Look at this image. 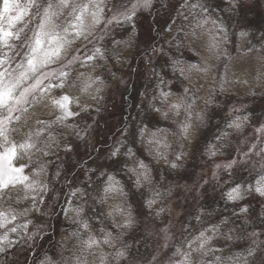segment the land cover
Here are the masks:
<instances>
[{
  "label": "trees",
  "instance_id": "16d2710c",
  "mask_svg": "<svg viewBox=\"0 0 264 264\" xmlns=\"http://www.w3.org/2000/svg\"><path fill=\"white\" fill-rule=\"evenodd\" d=\"M111 1L113 3L109 2V5H114L116 0ZM188 1H155L150 13L153 48L147 51V54L152 55L156 48H161L154 71L148 77L135 73L136 77L129 87L128 98L124 100L122 107H119L121 124L117 131L114 133L112 131L110 134L108 131L109 135H106L105 141L99 140L102 139L100 134L96 145L85 149L80 155L78 153V157L72 156L70 160L78 163L74 172L68 174V177L70 179L78 177L75 189L79 193L91 196L92 191H98L101 195L110 182L124 193L127 210L132 217L130 227L122 229L115 224L112 214L109 215L111 211L107 203H103L102 208L94 211L93 215H86L90 226L88 229L90 228L92 233L100 238L110 235L115 240L114 247L107 252L109 264H131L133 259L143 257L144 253L148 252L151 245L146 241V234L143 237L142 217L150 220L157 227L166 226L170 204L177 197L178 186L184 183L193 186L205 184L201 187V194L196 198L197 200L185 205L178 222L177 240L170 248L174 259L180 257V254L176 253L177 249L181 253L183 244L185 251L191 252V256L195 255L197 264L200 260H203L204 264H214V262L237 264L245 257L249 260V264H260V257L264 252L262 251L264 250L262 243L264 242V207H261L264 204V197L248 191L256 185L261 176H264V168L251 171L247 167L239 166L229 169L222 177L225 181L222 186L217 181H206L199 177V172L210 169L218 161H231L242 156L244 140L252 131L264 125V13L249 4L247 0H240L237 16L227 21L228 28L226 32H222L216 27L219 15L226 18L233 16L227 7V0H217L216 7L207 5L209 8L194 9V12H188ZM196 19L208 20L205 28L210 31L206 35H215L217 41L227 32L229 37L227 36V41L223 44V55L218 61L214 60L218 63H214L213 72L207 78L209 85L204 87L202 93L207 98V103L200 111L202 122L197 133L191 135L192 142L189 143L185 139L182 150L177 152L175 141L181 133L178 125L188 118L187 112L181 110L180 116L175 118L172 132L166 134L163 127L168 122L167 119L162 116L159 107L151 109L149 103L153 96L157 98V88L165 86L162 78L165 75L175 77L174 87L178 88V91L188 89L196 92L197 87L191 78L194 75L188 77V74L187 76L182 74L186 64L203 67L205 62L210 60L209 53L205 52L197 41L187 37ZM212 21L216 23L213 24ZM22 26L17 22L13 28L18 30ZM241 32L248 35L241 37L239 35ZM133 34L132 28L129 29L125 24L120 23L110 38L114 42L133 40ZM23 35L24 33H21V39ZM20 40L18 42L13 40V43H21ZM128 46L130 48L131 43ZM245 56L256 61L258 79L251 83L250 89H238L231 83L229 72L233 63ZM141 57L142 54L137 58L138 64ZM138 64L134 72L138 70ZM233 105L241 109L232 112L230 107ZM191 111H194V108ZM94 113L95 110H92L88 116L90 115L92 119ZM151 125L153 130L163 129L162 137L168 139L167 151L165 152L164 146L160 151L163 158H159L150 143L145 145V137L140 138L138 145L134 144L135 133L141 131V134L145 135ZM103 141L104 149L99 148ZM258 147L264 148V136L259 141ZM106 149V155H110V160L105 171L101 173L98 172V167H94V163ZM114 152L115 157H113ZM210 152H215L216 155L212 156ZM262 153L264 155V152ZM177 154L180 156L179 160L176 159ZM141 163L145 167L141 168ZM172 163L177 166L171 167ZM137 180H139V188L136 187ZM237 186L241 187L243 199L235 203L229 202L227 192ZM66 187L64 192H67L69 197L72 190L71 181L66 183ZM74 199L76 200V197ZM245 205L248 206L249 211L241 215L239 210ZM58 213L60 214L59 211ZM80 218L81 215L72 227L73 231H81L83 220ZM245 220L248 221L247 224ZM217 228L219 235L207 245L212 249L208 255L203 256L189 247L191 241L201 232L213 236ZM208 229L212 231L209 232ZM59 231L60 227L53 231L54 245L47 243L43 250L30 255L32 259L30 264H57L56 260L61 252L60 245L57 246ZM253 231L260 234L258 240L249 235ZM226 236H231L232 239L228 240ZM50 240L51 238L48 241ZM251 248H256V255L248 257L247 253ZM117 253L123 255L118 256ZM216 257H220V260L216 261Z\"/></svg>",
  "mask_w": 264,
  "mask_h": 264
},
{
  "label": "rangeland",
  "instance_id": "374dc122",
  "mask_svg": "<svg viewBox=\"0 0 264 264\" xmlns=\"http://www.w3.org/2000/svg\"><path fill=\"white\" fill-rule=\"evenodd\" d=\"M155 1L156 0H116L114 5H109V2H111V4L113 2L107 0V4L103 7L102 13L105 23L91 28L94 35L88 37V39L93 40L94 43H88L87 40L81 38V40L77 41L72 46L70 54H78L82 59L72 66V76L64 83V87L54 88L52 95L60 96L69 94V87L72 86L76 95L80 96L79 89L91 85L88 87V93L80 96L78 101L81 106L87 107V112H81L79 116L65 119L63 123L52 124L51 121L54 117L46 114L48 109L45 107V104L47 102L39 103L37 101L24 105L23 107L27 108L26 112L17 111L13 114L14 116H19L20 120L16 121L14 119L9 124L10 132H12V128L17 125H24L22 131L25 132L33 130V124H35L34 130H40L44 128L45 125H50L40 137L42 141L40 146L50 144L51 147L46 149L50 153L48 156H44L40 153L33 157V159L37 160L39 163L28 166L27 159L19 158L20 155H23L22 153L19 155L17 154L16 158L13 160V165L16 167H20L22 164L25 165L24 174L26 175L30 174L33 169H38L42 164L43 172L41 173V185L43 188V185L46 184L47 191H33L31 193V198L25 201V203L14 205V207L20 211L32 207L31 213L23 220L25 223L28 221H31V223L24 231H21L19 235L12 234V244L10 246H0L3 248V250H0V264H30L32 260L30 257L31 254L43 250L47 243H49V245H54L52 242V240H55L53 231L59 227L60 231L57 246L60 245L59 248H61V252L56 260L57 264H109L107 252L114 247L115 240L113 236L110 235H105L100 238L92 233L90 228L88 229L90 226L87 223L86 215H93L94 211L98 208H102L103 203H107L115 224L119 226V228H127L123 225L126 222L131 223L132 217L130 213H128L124 193L111 182L102 192V197H100L101 195L98 191H92L91 196L88 194L85 195L82 192L79 193L75 189L78 177L71 179L68 177V174L74 172L78 163L71 162L70 160L72 156L78 157V153L80 155L85 149L96 145L97 138L100 134L102 139L99 140H104L106 135H109L112 131L113 133L117 131L121 124L119 119V107H122L124 100L126 101L128 98L129 87L136 77L135 73L137 75H142V77H148L154 71V67L159 60L158 54L161 48H156L155 53L152 55L147 54V51L149 52V50L153 48L150 13L154 7ZM239 1L240 0H235V6H233L231 0L226 1L228 4L227 7L233 16L226 18L225 16L219 15L220 17L217 24L223 25L224 30H227L228 22L231 18L237 16L236 13L238 11ZM247 1L264 13V0ZM3 2L4 0H0V11L3 9ZM15 2L25 3L26 0H15ZM45 2L41 3V9L48 5V3ZM49 3L55 4L56 0L52 2L49 1ZM207 5H210L209 7H216L217 0H189L187 4L189 7L188 12H194V9H207L209 8ZM36 11V7L30 9V16L27 19L30 20L31 13ZM53 11L59 10L53 8ZM9 15L14 16L16 13L10 12ZM129 16L130 18H127ZM113 17H115L113 23L107 25L106 22ZM53 19L58 24H67L71 22L72 18L69 17L65 11L62 15L53 17ZM198 21L200 20L196 19L192 24L191 31L188 33L187 37L197 41L202 49L207 52L205 49L208 42L207 37L209 36L204 34L202 29L196 27ZM39 22H42L41 17L37 18V23ZM120 23L125 24L129 29H133V40L126 39L118 42L111 40L110 37L114 29ZM0 24L3 25L4 29L13 33L17 31L14 30L13 27H10L6 19L0 20ZM29 27L31 28L32 25ZM205 27H207V24L204 25V28ZM59 30L58 28L57 31ZM226 34L229 37V32ZM20 39L10 38L7 44L0 42V61H8V64L0 67V71H4L5 68L8 69L7 72H4L5 82H8L17 75L15 71L17 65L21 64L26 59L28 48L25 43V34L23 38ZM13 40H15V42L20 40L21 43L14 44ZM130 43L131 46L129 48L128 45ZM85 45L87 46L85 47ZM14 46L19 47L14 48ZM96 47L100 49L102 58H95ZM140 54H142V57L138 64L137 58ZM88 57L94 58L88 59ZM207 62L213 65L214 63H218L215 62L214 59L208 60ZM137 64L138 70L134 72ZM258 66L260 67V65ZM56 67H58L56 64L50 66L51 69H55ZM184 68L182 74L186 76L188 74V77L194 75L191 78L192 82L197 87L196 92L187 89L192 99L196 101L193 106L194 111H192L193 129L191 130V135H194L197 133L196 131L202 122V120L196 121L194 119V114L195 112L203 110L207 103V98L205 95H202V93L204 87L209 85V82L207 83L208 77L196 71L192 66L186 64ZM44 70L47 71L49 69ZM257 74L258 69L256 61L248 56L235 61L229 72L232 78L231 83L238 89H250L251 83L256 82V79H258ZM261 75H263V73H261ZM76 77H79V79H76ZM162 78L165 86L163 88H157V98L153 96L152 99H150L149 106L151 109H157L159 107L161 114L162 112L167 113V116L164 117L168 122L164 125L163 129L165 133L168 134L173 130V123L176 117L168 112V105L162 102L163 97L161 94L166 93L169 98V103H171L179 100L181 97H185V89L178 91L179 89L174 87L175 77L173 76L169 77L165 75ZM27 83L31 84L32 80H29ZM47 83L48 81H45V84ZM52 83L55 85L61 83V80L54 79ZM24 86H27V84ZM97 87L101 89L99 92L95 91ZM32 99V97H29V101H32ZM17 107L21 108V106ZM196 108L199 110L196 111ZM240 109L241 107L235 105L230 107V111L232 110V112L239 111ZM70 110L77 112L79 111V107L70 105ZM92 110H95V115L91 119L88 114ZM0 111H5L6 114V110ZM37 121L42 123H37ZM151 128H153V125L150 126L145 135L141 134V131L136 132L134 135V144L138 145L140 138L145 137V145L150 143V145L153 146L154 152H156L157 147H159L161 151L168 139L164 136L162 137L163 129L157 131L155 128L154 130ZM108 131L109 134H107ZM81 136H83V139H80ZM263 136L264 132L258 133L257 130L252 131L242 143V156L231 161H218L214 163L213 167L210 169L199 172V177H202V179L206 181H217L218 184L222 186L225 184L222 177L229 169L239 166L247 167V169L251 171L264 168L260 166L261 163H264V155L260 151V147H258L259 141ZM11 141L15 144L21 141V137L17 133L12 132ZM104 141L99 148L104 149ZM157 142H159V144ZM184 142L185 139L180 133L175 141L177 152L182 150ZM253 145H255L254 149L252 147ZM3 151L4 147L0 148V154H2ZM256 152H260V156H256ZM245 153H249V155L245 156ZM106 154L107 149L103 150L102 156H98V160L94 163V167L96 166L99 168L98 172L102 173L106 169L107 162L110 160V155ZM234 161L235 164L233 167L228 168V165L233 164ZM241 161L246 162L242 163ZM69 181L72 183V190L68 197L67 192L64 191L67 188L66 183ZM204 184L205 183L200 186H193L184 183L178 186L177 197L170 204L169 219L166 226L157 227L151 223L150 220L142 217L143 237L146 234V241H149L151 246L148 248V252L144 253L143 257L133 259L131 264H179V261L183 258V254L188 251H185V244H183L178 259H174L171 255L170 248L177 240L178 222L184 212L185 205L197 200L196 198L201 194V187ZM110 186L116 188L117 191H106ZM41 197H43L42 200ZM75 197L76 200L74 199ZM116 206H119L121 209L120 215H117L114 211ZM80 215V219L83 220L80 227L81 231H73L72 227L75 225ZM84 224L87 225V229L82 226ZM9 227H12V225ZM73 233L77 235H73ZM29 236L31 238H29ZM91 237H95L97 243L88 246V244L86 245L84 242L89 243ZM50 238L51 240L48 241ZM105 240H108V243H105ZM190 259L191 264H197L195 255L191 256Z\"/></svg>",
  "mask_w": 264,
  "mask_h": 264
},
{
  "label": "clouds",
  "instance_id": "9594fccd",
  "mask_svg": "<svg viewBox=\"0 0 264 264\" xmlns=\"http://www.w3.org/2000/svg\"><path fill=\"white\" fill-rule=\"evenodd\" d=\"M43 0H26L25 3H18L14 0L13 7L10 8L11 13H16V15L11 16V19L14 21L12 27L16 26V23H20L23 26L20 27L16 32L20 39L21 33L25 34V43L27 45L28 51L26 55V59L21 64H18L15 71L17 75L10 79L6 83L15 82L18 84V94L22 99L21 107L26 104H30L33 102L44 103L45 107L48 109L47 115L53 116L54 119L51 121L52 124H60L64 122V116L62 110L57 106V101L61 99L63 96H68L71 99V105L79 107V111L73 112L74 116H79L81 112H87V107L81 106L78 101L80 96L88 93V87H84L79 89L80 96H77L73 91L72 86L69 87L68 93L60 96L52 95L54 88H63L59 85L61 83H66L72 76V66L80 61L82 58L78 55L70 54L72 51V46L81 38L87 40L88 43H94L93 40H89V36H93V32L91 28L99 26L101 23H105L103 20V7L106 6L107 0H56V3H48L46 7L41 9V3ZM233 6H235V0H231ZM36 7L37 11L31 13V19H26L30 16V9ZM53 8H57L59 11H53ZM67 12V15L71 17V22L67 24H58L53 17H58L62 15L64 12ZM42 13V16H41ZM41 17V21L37 23V18ZM8 20V19H6ZM115 17L109 19L106 23L107 25H111ZM9 22V20H8ZM208 23V20H203L198 22L196 27L202 29V31L207 34L210 30L204 28V25ZM215 24V21H212ZM32 25L30 28L29 26ZM222 32L225 31L223 25H216ZM60 29L57 31V29ZM27 30V31H26ZM87 31V34H86ZM194 34V33H193ZM243 34V35H242ZM241 37L248 35L247 33L241 32L239 33ZM39 41V43H38ZM227 41V35L222 36L219 41H217V37L215 35H209L208 42L206 45V51L209 53V59L218 61L220 56L223 55L222 48L223 44ZM87 45H85L86 47ZM98 47L95 48V58H102L100 54H97ZM100 50V49H99ZM219 53V54H218ZM6 55V54H5ZM94 57H88V59H93ZM32 61V64L29 63ZM3 65L8 64L7 60H3ZM56 64L58 67L55 69H51L50 66ZM34 65V67H33ZM196 71L202 73L205 77H209L213 72V64L209 62H205L203 67H197L196 65L192 66ZM44 69H49L45 71ZM8 69L5 68L4 72H7ZM66 74V75H65ZM11 75V74H10ZM54 79L61 80V83L53 84L52 81ZM79 79V77H76ZM32 80L31 84L27 82ZM45 81H48L45 84ZM27 86H24L26 85ZM37 86H41V88H46L47 92H43ZM101 89L97 87L95 89L96 92H99ZM24 93H27V97L24 96ZM38 94V95H37ZM71 94V95H70ZM164 102L168 105V112L172 113L174 117H179L181 114V110L184 109L187 112L188 118L184 120L183 123L178 125L180 128L181 136L188 140L191 143V130L193 129V106L196 101L192 99L191 95L188 93V90L185 89V97H181L179 100L173 101L169 103V98L166 93L161 94ZM29 97H32V101L29 102ZM191 101V102H189ZM210 102V101H208ZM20 111V108L13 106V113ZM59 113V114H58ZM7 114V113H6ZM162 116H167V113L162 112ZM194 119L196 121H201L202 116L200 112H195ZM20 120V119H19ZM37 123H42L37 121ZM50 125H45L44 128L40 130H34L35 124H33V130L31 131H22L24 125H17L12 128V132L17 133L21 137V141L15 143L17 146V154L20 155V159H27L28 166L31 164L39 163L37 160L33 159L37 154L42 153L44 156H48L50 153L46 150L50 148V144H42L40 137L43 135V132ZM239 127V125H237ZM12 132L9 131V125L5 128L6 140L4 141L3 147L7 149L10 145L14 144L11 141ZM257 132H264V125L261 126L260 129H257ZM83 139V136L80 137ZM31 144L30 149H23L20 146L25 144ZM159 144V142H157ZM253 149L255 145L252 146ZM165 152L167 151V145H164ZM131 151V149H129ZM264 152V148L260 150ZM156 152L159 158H163L160 154V148L157 147ZM256 156H260V152L255 153ZM210 155L215 156V152H210ZM245 156L249 155V153H245ZM116 156V153H113V157ZM176 159L179 160L180 156L177 154ZM242 163L246 161H241ZM233 164L228 165V168L233 167ZM143 165L142 163L140 164ZM177 165L175 163L171 164V167L175 168ZM261 167H264V163H261ZM20 167L25 168V165H21ZM143 167H145L143 165ZM141 167V168H143ZM43 172V165L41 164L38 169H33L30 174H28V181L26 184H17L15 187L8 188L6 191L0 192V213L5 214L9 220L11 221L12 227H9L7 224L0 228V246L12 244V234L19 235L21 231H24L31 221L27 223L23 222L24 218L27 217L31 211L32 207L27 208L23 211L17 210L14 205H21L25 203V201L31 198V193L36 190L47 191V185L44 184L43 188L41 185V173ZM264 184V176H261L260 179L256 182V185L249 188L248 191L257 193L260 197H264V195L260 194L257 189ZM136 187L139 188V180L136 182ZM236 190H239L238 198H229V193H234ZM43 197H41V200ZM243 199L241 195V187L237 186L232 188L227 192V200L229 202L235 203ZM34 207V205H33ZM264 207V204L261 205ZM38 210V209H37ZM117 215L121 214V209L119 206H116L114 209ZM240 214L245 215L248 213V206L245 205L240 208ZM112 213L110 212L109 215ZM130 220V218H129ZM226 222V221H225ZM248 221L245 220V224ZM85 229H87V225H82ZM124 227H130V222H126ZM19 230V231H18ZM207 231L211 232L212 229H208ZM73 235H77L73 233ZM219 235V229L217 228L213 236H208L205 232H201L199 236H197L191 243L189 247H192L194 252L200 253L203 256L208 255L212 249L208 248L207 245L210 244L211 240ZM252 237H256L259 239V233L253 231L249 234ZM29 238H31L29 236ZM228 240H231V236L225 237ZM95 240V237H91L90 241ZM105 243H108V240H105ZM254 243L256 241H253ZM86 245L88 242H84ZM264 243V242H262ZM193 245L195 247H193ZM3 250V248H0ZM264 251V250H262ZM177 255L180 254V250L177 249ZM118 256H122L123 253H117ZM191 252H185L183 254V258L179 261V264H191ZM248 257H253L256 255V248L249 249L247 253ZM220 257H216V261H219ZM199 264H204L203 260L199 261ZM215 264V262H214ZM237 264H249V260L245 257L242 261H238ZM260 264H264V255L260 257Z\"/></svg>",
  "mask_w": 264,
  "mask_h": 264
},
{
  "label": "snow or ice",
  "instance_id": "6c2138e0",
  "mask_svg": "<svg viewBox=\"0 0 264 264\" xmlns=\"http://www.w3.org/2000/svg\"><path fill=\"white\" fill-rule=\"evenodd\" d=\"M14 0H4L3 9L0 11V20L8 19L9 25L12 27L14 21L11 19L10 8L13 7ZM127 18H130L127 17ZM243 35V34H242ZM19 39L15 33L6 30L3 28V25L0 24V42L7 44L9 39ZM39 43V41H38ZM97 54H100V50L97 49ZM3 61H0V67L3 66ZM32 64V61H29ZM34 67V65H33ZM66 75V74H65ZM60 87H64L63 83L59 85ZM41 91L47 92L46 88H41V86H37ZM18 84L15 82L6 83L4 77V71H0V148H3L4 141L6 140L5 128L15 119L19 121V116H14L13 114V106H21L22 99L20 95H17ZM24 96L27 97V93H24ZM31 102V101H29ZM71 99L68 96H63L59 101H57V106L62 110L64 119H68L73 117V113L70 110ZM20 111L26 112L27 108L21 107ZM21 148L27 150L31 148V144L21 145ZM17 156V146L15 144L10 145L7 149L4 148L2 154H0V192L6 191L8 188L15 187L17 184H26L28 181V176L25 173L24 168L16 167L13 165V160ZM143 167V165H141ZM106 191H117L114 187H109ZM260 194L264 195V184L257 189ZM229 198H238L239 190H236L234 193H229ZM10 226L11 221L9 218L0 213V228L5 225ZM106 242V241H105ZM97 241L92 240L88 243V246H92L96 244ZM2 248V247H0Z\"/></svg>",
  "mask_w": 264,
  "mask_h": 264
}]
</instances>
